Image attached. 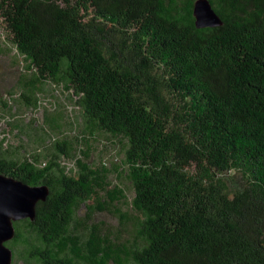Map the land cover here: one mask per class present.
Here are the masks:
<instances>
[{"label": "trees", "instance_id": "1", "mask_svg": "<svg viewBox=\"0 0 264 264\" xmlns=\"http://www.w3.org/2000/svg\"><path fill=\"white\" fill-rule=\"evenodd\" d=\"M195 1L0 0L11 264H264V0Z\"/></svg>", "mask_w": 264, "mask_h": 264}, {"label": "water", "instance_id": "2", "mask_svg": "<svg viewBox=\"0 0 264 264\" xmlns=\"http://www.w3.org/2000/svg\"><path fill=\"white\" fill-rule=\"evenodd\" d=\"M194 14L198 27L219 23V18L208 0H196ZM46 189L32 186L13 177L0 174V264H11L12 252L5 241L14 235L13 221L34 217L35 203L44 199Z\"/></svg>", "mask_w": 264, "mask_h": 264}, {"label": "rangeland", "instance_id": "3", "mask_svg": "<svg viewBox=\"0 0 264 264\" xmlns=\"http://www.w3.org/2000/svg\"><path fill=\"white\" fill-rule=\"evenodd\" d=\"M15 79V72L9 60L0 57V89L7 88ZM30 114H27L26 119H29Z\"/></svg>", "mask_w": 264, "mask_h": 264}]
</instances>
